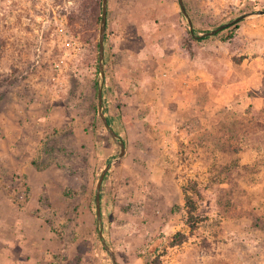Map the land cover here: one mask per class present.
I'll return each mask as SVG.
<instances>
[{
	"label": "rangeland",
	"instance_id": "1",
	"mask_svg": "<svg viewBox=\"0 0 264 264\" xmlns=\"http://www.w3.org/2000/svg\"><path fill=\"white\" fill-rule=\"evenodd\" d=\"M184 1L199 35L179 0H109L98 77L92 0H0V264H113L108 164L118 264H264V15L197 37L264 0Z\"/></svg>",
	"mask_w": 264,
	"mask_h": 264
},
{
	"label": "water",
	"instance_id": "2",
	"mask_svg": "<svg viewBox=\"0 0 264 264\" xmlns=\"http://www.w3.org/2000/svg\"><path fill=\"white\" fill-rule=\"evenodd\" d=\"M181 9L185 17L187 18L190 28H191V33L192 35H195V27L193 24V21L187 11L185 1L184 0H179ZM108 5H109V0H103V11H102V20H101V27H100V37H99V68L101 71V75L105 76V41H106V36H107V28H108ZM255 15H264V10H259L257 12H250L247 14H243L242 16H239L238 18L221 25L220 27L216 28L215 30H212L202 36H197L198 38L205 37V36H213L216 35L217 33L224 31L244 20L247 18H250ZM103 84H101L99 88V114L101 118L103 119L108 131L110 132L111 136L120 142L121 146V154L120 157H122L126 153V143L124 140L121 139L120 135L115 132V130L111 127V124L109 122L108 117L106 116L105 113V104H104V93H103ZM111 168V164H108L106 168L104 169L97 185V193H96V210H97V221L98 225L100 227L99 234L100 238L103 241L104 248L108 251V253L111 256V259L113 261V264H118L117 262V257L116 254L112 251L109 243L107 242V239L104 234V226H103V212H102V188H103V183L105 180L106 175L108 174L109 170Z\"/></svg>",
	"mask_w": 264,
	"mask_h": 264
},
{
	"label": "trees",
	"instance_id": "3",
	"mask_svg": "<svg viewBox=\"0 0 264 264\" xmlns=\"http://www.w3.org/2000/svg\"><path fill=\"white\" fill-rule=\"evenodd\" d=\"M186 6H187V4H186ZM102 11H103V0H92L91 3H89V4L85 3L84 4V7H83L82 11L80 12V14H76L74 17H73V15L70 16L71 21L75 23L77 21H81L82 19H84V20L89 19L92 21L93 24L98 25V24H101ZM238 28H239V25L236 24V25L226 29L228 31V36H227L226 40L234 39L236 37ZM222 32L223 31L217 33L216 36L222 34ZM195 34L199 35V31L197 30V28H195ZM205 39H207V37H201V38H199V41H203ZM98 46H99V43H98ZM96 65H97V75H98V77H100L101 71L99 68V58L97 59ZM99 120L103 124V128L107 131L109 136L113 139V137L111 136L110 132L108 131L103 119L100 117ZM199 193L200 192L196 189V187L184 188L185 202H186V208H187V213H188L187 222H188V225L192 229L196 228V223L198 222V220L201 219L200 216H198L196 214V212L198 210V206H197V202L195 199V197H196L195 195L199 196L200 195ZM185 241H186V236H183V234L179 233L174 237V241H173L172 245H179V244L184 243ZM146 264H155V261L148 259Z\"/></svg>",
	"mask_w": 264,
	"mask_h": 264
},
{
	"label": "crops",
	"instance_id": "4",
	"mask_svg": "<svg viewBox=\"0 0 264 264\" xmlns=\"http://www.w3.org/2000/svg\"><path fill=\"white\" fill-rule=\"evenodd\" d=\"M30 220H31V219H30ZM30 220H29V221H30Z\"/></svg>",
	"mask_w": 264,
	"mask_h": 264
}]
</instances>
